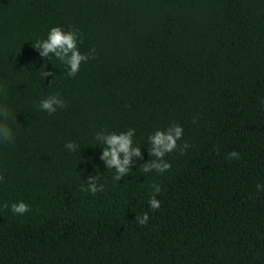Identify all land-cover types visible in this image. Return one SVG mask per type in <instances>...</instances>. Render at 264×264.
Returning <instances> with one entry per match:
<instances>
[{"label": "trees", "instance_id": "16d2710c", "mask_svg": "<svg viewBox=\"0 0 264 264\" xmlns=\"http://www.w3.org/2000/svg\"><path fill=\"white\" fill-rule=\"evenodd\" d=\"M57 26L95 49L75 76L34 47ZM0 109V264H264V0H0ZM176 124L170 170L144 173ZM129 129L117 181L97 134Z\"/></svg>", "mask_w": 264, "mask_h": 264}, {"label": "clouds", "instance_id": "9594fccd", "mask_svg": "<svg viewBox=\"0 0 264 264\" xmlns=\"http://www.w3.org/2000/svg\"><path fill=\"white\" fill-rule=\"evenodd\" d=\"M37 49L42 48V56H50L54 54L63 64L69 66L68 75L75 76L79 71L81 63L87 61L91 54L95 52L92 49L89 54H82L77 46V33L75 30L65 32L61 27H52L46 40L37 42L34 46ZM51 75V73L45 71L43 76ZM40 108L52 114L56 111L57 107H64V101L60 99L58 95L50 96L43 99L40 102ZM10 117V113L7 109H0V142H11L13 140L12 130L7 124V120ZM135 129H129L126 132H121L119 134L112 132L107 135L97 134V139L102 143H105L107 147L104 149L102 159L106 161L108 169H115L114 180H120L122 177L128 174L130 165L132 164V156H140V148L137 146L135 149L132 148L133 136ZM183 135V128L179 124L173 125L166 130H157L154 134L148 137L150 142L149 154L155 159H150L147 163L143 164L142 171L144 173L151 172L155 170L157 172H165L170 170V163L164 160L167 153L172 152L177 149V141ZM69 150H75L76 145L69 142L65 145ZM189 147L187 143L180 146L181 154L184 153ZM230 158H239V154L236 151L229 153ZM3 177L0 176V180ZM100 177L93 176L88 179V191L95 194L96 192L102 190L103 185H99L96 181H99ZM257 188H262L264 186L257 185ZM153 194L149 200L151 209L156 210L161 206V202L156 198V194L161 192V187L158 184L153 185ZM5 208L8 207L7 204L4 205ZM13 213L24 214L29 211V206L20 202L18 204L14 203L11 206ZM136 221L140 225H145L149 220L148 213H144L142 216H136Z\"/></svg>", "mask_w": 264, "mask_h": 264}]
</instances>
